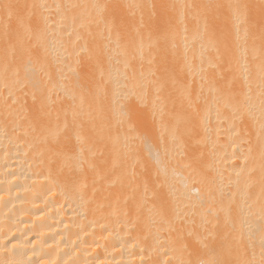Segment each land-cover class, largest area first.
I'll return each instance as SVG.
<instances>
[{
  "label": "bare ground",
  "instance_id": "6f19581e",
  "mask_svg": "<svg viewBox=\"0 0 264 264\" xmlns=\"http://www.w3.org/2000/svg\"><path fill=\"white\" fill-rule=\"evenodd\" d=\"M0 264H264V0H0Z\"/></svg>",
  "mask_w": 264,
  "mask_h": 264
},
{
  "label": "rangeland",
  "instance_id": "374dc122",
  "mask_svg": "<svg viewBox=\"0 0 264 264\" xmlns=\"http://www.w3.org/2000/svg\"><path fill=\"white\" fill-rule=\"evenodd\" d=\"M131 115H132V114H131ZM131 115L127 116V118L129 117V118L131 119ZM133 115H134V114H133ZM133 117H134L136 120L138 119V120H137L138 122H135L136 120H135L134 118L131 119L133 122H135V123H137V125H139V126H137V127H138L137 129L139 130V127H140V129L142 130V127H143V124H142V123H143V122L140 121V119L138 118L137 115H136V116L134 115ZM129 118H128V120L125 119V121H127L128 123L131 122ZM129 121H130V122H129ZM139 121H140V122H139ZM142 121H143V120H142ZM140 123H141V124H140ZM131 124H132V123H131ZM131 124H130V126H131ZM133 124H134V123H133ZM140 125H141V126H140ZM131 127L134 128V127H135V124L132 125ZM131 127H130V128H131ZM119 129H120V130H119V132H120V131L122 130V128H119ZM137 129H136V127H135V130H136V131H137ZM135 130H132V131L135 132ZM144 131H145V129L142 130L143 133H141V131L138 132V133H139V134H144V133H146V132L149 131V130H146L145 132H144ZM150 131H151V130H150ZM150 131H149V132H150ZM119 132H118V135L120 134ZM149 132H148V133H149ZM138 133H136V134H138ZM149 134H150L151 136H150V135H147V134L145 135V136H148V137L150 136V138L147 137V138H148V141H146L147 138H146L145 136H142V135H141L143 138H144V137L146 138V139L144 138V140L147 142V144H149V139H150V140H151V139H152V140H153V139L155 140V138H156V139L159 138V132H158V131H152V132H150ZM153 135H154V136H153ZM143 138H142V139H143ZM142 139H140V140H141L142 143H144V142H143L144 140L142 141ZM152 140H151V141H152ZM151 141H150V144L152 143ZM141 142H140V143H141ZM146 142H145V143H146ZM145 145H146V144H145ZM146 146H147V145H146ZM130 177H131V174H130Z\"/></svg>",
  "mask_w": 264,
  "mask_h": 264
}]
</instances>
